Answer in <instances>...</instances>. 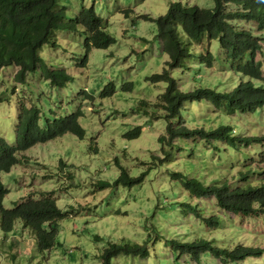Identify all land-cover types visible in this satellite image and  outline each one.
Returning a JSON list of instances; mask_svg holds the SVG:
<instances>
[{"label":"rangeland","instance_id":"obj_1","mask_svg":"<svg viewBox=\"0 0 264 264\" xmlns=\"http://www.w3.org/2000/svg\"><path fill=\"white\" fill-rule=\"evenodd\" d=\"M172 1L202 8L214 6V0H61L67 8V20L83 7L94 6L107 20L106 30L116 41L107 48H92L87 63L81 65L85 36L59 31L61 46L45 47L42 55L50 65L66 68L72 75L62 88L52 86L39 72L28 75V83L23 84L14 81L17 66L0 69V136L10 144L15 142L19 101L27 105L31 101L43 102L46 110L53 109L57 116L81 109L79 120L86 131L83 139L66 133L38 143L23 152L29 161L2 173L9 189L3 201L5 207H12L21 197L54 192L57 205L72 213L59 220L57 243L45 255L39 251L32 231L19 220L11 232L0 229V264H97L95 255L108 242L144 244L148 236L155 235L156 252L150 249V257L121 255L113 264H197L187 255L177 258L171 239L212 237L219 246L229 248L239 243L264 247V213H224L214 198L191 196L172 176L173 171H180L207 184L227 180L234 187L245 183L240 173L264 169V154H256L253 146L228 148L223 142L199 138H178L172 146L159 141L166 134L168 122L155 104L166 85L154 83L150 77L162 72L168 55L161 50L157 24L139 17L164 15ZM123 9L133 12L126 16ZM182 37L188 41L185 35ZM191 51L193 57L172 72L183 90L205 86L232 90L239 82V75L231 71L218 41L209 46L193 42ZM207 51L215 56L211 66L198 61V55ZM112 87L115 92L109 94ZM154 112L161 116L156 117ZM182 116L190 128L210 129L229 123L237 127L239 135L264 133V115L227 114L205 101L186 103ZM136 126L142 127V134L134 139L125 137ZM168 154L171 159H165ZM117 158L131 176L146 172L144 181L97 189L94 185L99 180L112 183L118 177ZM160 158L164 160L160 162ZM60 160L68 166L61 165ZM262 176L253 174L249 178L255 182ZM198 209L204 215L220 214V226L206 227L195 216ZM205 264H264V253L240 262L211 257Z\"/></svg>","mask_w":264,"mask_h":264},{"label":"trees","instance_id":"obj_2","mask_svg":"<svg viewBox=\"0 0 264 264\" xmlns=\"http://www.w3.org/2000/svg\"><path fill=\"white\" fill-rule=\"evenodd\" d=\"M66 9L61 0H0V69L17 66L14 81L23 84L28 83V75L39 72L52 86L62 88L72 80V75L66 68L50 65L42 55L45 47L61 46L59 31L78 32L85 36V54L79 63L81 65L87 63L92 48H107L116 41L106 30L107 20L95 11L94 6L83 7L69 20L66 19ZM122 11L126 16L133 12L132 9ZM139 18L157 24L161 50L168 55L162 72L150 77L152 82H163L166 85L155 104L158 110H162L168 122L166 134L161 135L159 141L172 146V142L178 138H199L210 143L223 142L228 148L253 146L257 150L256 154H264V133L239 135L237 127L229 123H219L210 129L190 128L182 116L184 105L194 100L199 103L205 101L227 114L250 113L255 117L264 115V0H214L212 8L172 1L164 15L154 18L144 14ZM183 35L187 37V42H184ZM213 41H218L224 49L225 61L231 66V71L239 75V82L232 90H219L211 86L183 90L173 77V70L182 68L185 61L193 57V42L201 45L206 43L209 46ZM214 59L212 51L198 55L200 64L207 63L211 66ZM114 92L115 88H110L109 94ZM38 99H41L40 95ZM17 109L15 142L10 144L0 136V229L4 233L11 232L14 223L19 220L32 231L39 251L45 255L57 243L59 220L71 215L72 211H63L57 205L54 192L21 197L14 201L12 207H5L3 201L9 189L2 180V173L9 172L12 167L25 160L29 161L23 152L38 143H46L66 133L83 139L86 131L79 120L83 112L78 109L67 115L57 116L53 109L46 110L40 101H31L30 105L19 101ZM153 114L156 117L161 116L157 112ZM141 134L142 127L136 126L126 132L125 137L134 139ZM91 147L97 150L96 146ZM217 149L220 150V146ZM243 152L248 156L246 151ZM165 159H171V155H166ZM163 160L160 158V162ZM115 161L120 169L118 177L112 183L99 180L94 185L97 189L119 185L133 186L144 181L146 172L131 176L118 158ZM59 162L65 167L68 166L62 160ZM240 174L245 183L233 187L227 180L207 184L180 171L172 172V176L178 178L181 186L191 196L214 198L215 204L224 213L242 216L264 213V176L255 182L249 178L253 174L264 175V169H252ZM188 207L189 210L194 208L190 204ZM195 216L211 229L218 228L221 224L220 214L204 215L198 209ZM157 239V235L148 236L144 244L108 242L95 255L97 264H113L116 257L121 255L146 259L150 257V249L156 252ZM96 240H101V237L96 236ZM150 242L153 244L150 245ZM169 243L177 250V258L179 255H187L197 264H205L211 257L225 262H240L264 253V247L241 243L233 248L219 246L218 241L212 237H199L192 241L171 239Z\"/></svg>","mask_w":264,"mask_h":264}]
</instances>
